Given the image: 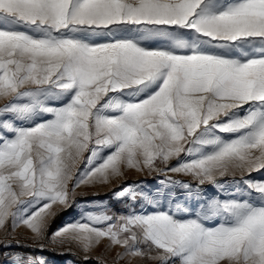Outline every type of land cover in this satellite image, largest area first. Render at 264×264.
I'll list each match as a JSON object with an SVG mask.
<instances>
[{
  "label": "snow or ice",
  "instance_id": "6c2138e0",
  "mask_svg": "<svg viewBox=\"0 0 264 264\" xmlns=\"http://www.w3.org/2000/svg\"><path fill=\"white\" fill-rule=\"evenodd\" d=\"M49 246L264 264V0H0V264Z\"/></svg>",
  "mask_w": 264,
  "mask_h": 264
},
{
  "label": "rangeland",
  "instance_id": "374dc122",
  "mask_svg": "<svg viewBox=\"0 0 264 264\" xmlns=\"http://www.w3.org/2000/svg\"><path fill=\"white\" fill-rule=\"evenodd\" d=\"M159 178L154 177H142L138 176L134 170H129L127 182L128 184H131L133 181H142L143 183L147 184L148 186H151L153 184H156L158 182ZM119 187L121 186H102V185H86L81 186V189H78L79 192H83V195H77L73 205H74V211L71 217V221L79 218V215L81 214V210H90V211H102L103 210V202H107L108 207L112 208L113 211L118 209L120 207L119 202L114 197V192L119 190ZM209 192H214L215 190L209 186ZM195 206V205H194ZM66 220V219H65ZM20 234L27 236L28 233L21 230ZM102 248L97 249V253L102 252ZM135 264V262H134Z\"/></svg>",
  "mask_w": 264,
  "mask_h": 264
},
{
  "label": "trees",
  "instance_id": "16d2710c",
  "mask_svg": "<svg viewBox=\"0 0 264 264\" xmlns=\"http://www.w3.org/2000/svg\"><path fill=\"white\" fill-rule=\"evenodd\" d=\"M74 211V205L69 207L66 210H62L58 213V215L54 218L50 225L49 229V234L51 232L55 231L62 220L72 214ZM22 235V234H21ZM24 236V235H22ZM15 250V249H14ZM3 251L8 252V251H13L10 249H4ZM20 251V250H17ZM24 251H29L33 252L34 255L37 256H42L46 260V264H53V263H58V264H65V263H70V264H95V260H89V261H84L82 258V255L76 251V249H73L71 252L68 251H62L59 249H54L52 246H49L43 251H40L39 249L33 250V249H26ZM3 258L0 257V260Z\"/></svg>",
  "mask_w": 264,
  "mask_h": 264
},
{
  "label": "crops",
  "instance_id": "0c3cea01",
  "mask_svg": "<svg viewBox=\"0 0 264 264\" xmlns=\"http://www.w3.org/2000/svg\"><path fill=\"white\" fill-rule=\"evenodd\" d=\"M73 214V213H72ZM72 214H70L69 216L65 217L62 222L60 223V225L58 226V228L61 226V224L65 221V219L69 218L72 216ZM53 264H58V263H53ZM65 264H70V263H65Z\"/></svg>",
  "mask_w": 264,
  "mask_h": 264
},
{
  "label": "bare ground",
  "instance_id": "6f19581e",
  "mask_svg": "<svg viewBox=\"0 0 264 264\" xmlns=\"http://www.w3.org/2000/svg\"><path fill=\"white\" fill-rule=\"evenodd\" d=\"M67 222H71V218H67L62 224H61V226L60 227H62L65 223H67Z\"/></svg>",
  "mask_w": 264,
  "mask_h": 264
}]
</instances>
